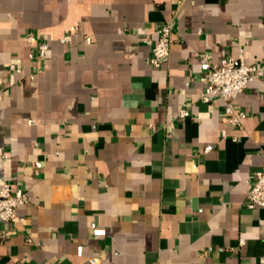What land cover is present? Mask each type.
<instances>
[{"label":"crops","instance_id":"obj_1","mask_svg":"<svg viewBox=\"0 0 264 264\" xmlns=\"http://www.w3.org/2000/svg\"><path fill=\"white\" fill-rule=\"evenodd\" d=\"M241 53L264 65V0H0V188L28 196L0 219V264H264V208L246 205L264 77L234 100L241 126L201 100Z\"/></svg>","mask_w":264,"mask_h":264},{"label":"built area","instance_id":"obj_2","mask_svg":"<svg viewBox=\"0 0 264 264\" xmlns=\"http://www.w3.org/2000/svg\"><path fill=\"white\" fill-rule=\"evenodd\" d=\"M158 40L153 47V56L150 60L155 67H160L165 63L171 51L173 42L174 24L172 21L162 22L157 27ZM29 41L37 43L36 59L39 63L43 61L49 51L47 43L38 42L34 36H29ZM71 36H65L62 42L68 43ZM87 42L91 39L88 37ZM203 59L207 62L208 57ZM10 71L21 73V69L16 65H10ZM264 77V65L262 63L248 64L244 55L241 53L237 59H223L219 65H210L206 75L207 86L201 95L204 103H210L212 98L218 97L225 102V113L233 116V122L237 126L242 125L246 113L237 111L234 100L243 93L254 77ZM189 116L188 105H184L180 111V118ZM211 147H206L205 152ZM28 203L26 192L11 183H5L0 188V219L2 221H14L18 217V210L21 206ZM247 207L264 208V166L256 172V179L248 193ZM243 244V241H241ZM96 264V260L90 261Z\"/></svg>","mask_w":264,"mask_h":264}]
</instances>
